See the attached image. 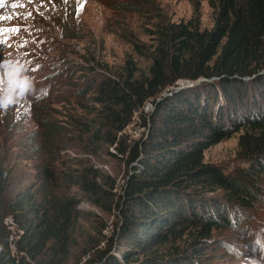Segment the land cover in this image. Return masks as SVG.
<instances>
[{"label": "trees", "instance_id": "1", "mask_svg": "<svg viewBox=\"0 0 264 264\" xmlns=\"http://www.w3.org/2000/svg\"><path fill=\"white\" fill-rule=\"evenodd\" d=\"M195 1L190 0L192 5ZM205 1L213 13L209 29H199L194 17L169 22L155 13L147 45L135 42L121 21H113L116 28L110 32L125 39L148 64L144 73L137 74L135 61L127 56L119 73H96L86 85L93 89L91 101L98 105L91 111L92 123L79 121L80 130L69 139L77 148L84 137L86 147L104 142L108 154L118 153L129 166L113 203L118 217L115 228L97 260L86 264H163L151 254V245H170L189 226H197L189 243L191 253H196V243L208 236L211 227L228 226L224 215L213 219L194 212L202 192L219 188L227 200L240 205L251 204L257 196L255 178L264 172V108L244 106L240 99L253 94L264 97V0ZM154 2L116 0L107 6L120 19L126 12L149 16L151 10L157 11ZM199 78L216 80H199L198 87L159 95L174 83ZM216 88L228 94L232 109H212L209 102L215 99ZM238 107H243L239 115ZM137 114L136 128L144 129L145 135L127 143L124 128ZM36 126L42 130L44 145L52 147L55 126L41 116ZM239 129L237 146L249 162L247 168L230 176L203 162L207 147ZM58 164L56 159L39 157L34 193L23 191L12 202L5 198V174L0 168V264H32L42 252L52 258L54 252L65 254L78 194L93 203L106 194L110 203L103 209H111L113 185L104 188L99 182H108V175L87 162H78L73 169ZM59 166L64 169L56 171ZM13 244L11 256L8 246ZM137 250L139 261L132 257ZM184 255V251L172 253L164 261L179 264Z\"/></svg>", "mask_w": 264, "mask_h": 264}, {"label": "rangeland", "instance_id": "2", "mask_svg": "<svg viewBox=\"0 0 264 264\" xmlns=\"http://www.w3.org/2000/svg\"><path fill=\"white\" fill-rule=\"evenodd\" d=\"M113 1L116 0H4L0 6V16L9 17L0 20V29H19L15 33L7 31L0 34V41H3L0 43V60H23L36 86L35 95L22 99L7 112H0V168L5 174L3 192L6 200L14 201L23 191L34 193L41 156L56 159L57 166L58 163L66 164L70 169L78 167V162L92 164L100 174L109 176L108 182L102 179L99 182L104 188H109L111 183V191L115 193L109 211L103 209V204L108 206L110 203L106 194L95 197L97 203L82 198V194L76 195L79 200L66 253L54 252L52 258L51 253L42 252L31 261L32 264H86L95 261L106 247L118 221L113 203L129 170L124 157L118 153L108 154L104 142L90 143L86 147L87 139L84 137L81 148H77V143L69 140L80 130L79 121L88 126L92 123L91 111L98 105L91 101L93 89H86V85L96 73H119L127 56L135 61L137 74L146 70L148 60L134 54L125 39L110 32L116 28L113 21H121L120 26L134 34L135 42L144 45L151 42L148 30L156 21L152 17L155 13H160L169 22L194 17L199 29H209L213 22L212 10L205 0L195 1V7L190 0H155L153 5L157 11L151 10L149 16L126 12L120 19L107 6ZM199 80L204 79L199 78L189 84L184 81L174 83L169 91L159 95L198 87ZM215 80L210 78L207 81ZM79 87H83L84 92H80ZM219 90L216 88L217 95L209 102L212 109H232L228 94ZM240 100L244 106L264 108V97L244 95ZM238 109H241L239 115L243 107ZM39 116L55 126L52 147L43 143L42 130L36 126ZM138 123L139 114L124 128L127 143L145 135L144 129L136 128ZM241 130L207 147L203 151V162L230 176L247 168L249 162L237 146ZM59 168L64 169L59 166L56 171ZM255 179L259 186L257 196L248 205L227 200L219 188L199 195L194 212H203L199 214L213 219L224 215L228 226L219 224L216 228L211 227L208 236L200 237L196 243L199 247L196 253H191L189 243L196 235L197 226H189L174 242L170 241V245H151V254L160 257L163 264H169L164 261L169 260L167 255L180 251H184L186 256H183L184 260L183 257L179 259V264H264V172ZM8 249L14 256L15 244ZM137 253L138 250L132 257L139 261L140 254Z\"/></svg>", "mask_w": 264, "mask_h": 264}, {"label": "clouds", "instance_id": "3", "mask_svg": "<svg viewBox=\"0 0 264 264\" xmlns=\"http://www.w3.org/2000/svg\"><path fill=\"white\" fill-rule=\"evenodd\" d=\"M21 59L0 60V112H7L22 99L35 95L36 86Z\"/></svg>", "mask_w": 264, "mask_h": 264}, {"label": "snow or ice", "instance_id": "4", "mask_svg": "<svg viewBox=\"0 0 264 264\" xmlns=\"http://www.w3.org/2000/svg\"><path fill=\"white\" fill-rule=\"evenodd\" d=\"M3 2H4V0H0V6L3 5ZM7 18H9V17L0 16V20L7 19ZM7 31H11V32H14L15 33V32H18L19 29L18 28H13V29H0V34H2L3 32H7ZM0 43H3V41H0ZM257 243H259V242H257Z\"/></svg>", "mask_w": 264, "mask_h": 264}, {"label": "water", "instance_id": "5", "mask_svg": "<svg viewBox=\"0 0 264 264\" xmlns=\"http://www.w3.org/2000/svg\"><path fill=\"white\" fill-rule=\"evenodd\" d=\"M188 81H189V80H187V79H186V82H187V83H190V82H192V81H189V82H188ZM192 83H193V82H192Z\"/></svg>", "mask_w": 264, "mask_h": 264}, {"label": "bare ground", "instance_id": "6", "mask_svg": "<svg viewBox=\"0 0 264 264\" xmlns=\"http://www.w3.org/2000/svg\"><path fill=\"white\" fill-rule=\"evenodd\" d=\"M187 84H189V83H187Z\"/></svg>", "mask_w": 264, "mask_h": 264}]
</instances>
